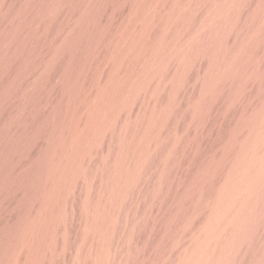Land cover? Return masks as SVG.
<instances>
[{
  "label": "rangeland",
  "instance_id": "obj_1",
  "mask_svg": "<svg viewBox=\"0 0 264 264\" xmlns=\"http://www.w3.org/2000/svg\"><path fill=\"white\" fill-rule=\"evenodd\" d=\"M0 264H264V0H0Z\"/></svg>",
  "mask_w": 264,
  "mask_h": 264
}]
</instances>
